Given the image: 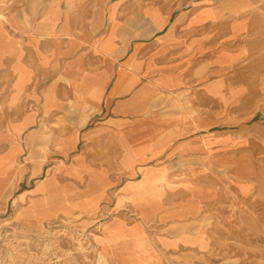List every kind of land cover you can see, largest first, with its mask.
<instances>
[{
	"label": "crops",
	"instance_id": "crops-1",
	"mask_svg": "<svg viewBox=\"0 0 264 264\" xmlns=\"http://www.w3.org/2000/svg\"><path fill=\"white\" fill-rule=\"evenodd\" d=\"M54 6L39 22L53 30L25 46L32 67L22 61V40L0 35V76L13 92L6 107L29 106L0 118V157L13 140L15 166L27 136L32 155L54 161L18 182L11 196L28 208L16 207L15 217L38 225L71 210L96 212L109 240L98 244L101 254L114 264H158L157 257L196 264L173 257L198 251L196 223L229 202L222 183L203 172L218 128L230 122V108L242 106V80L212 76L209 64L188 65L174 34L190 22L174 19V9L136 14L128 0H110L98 20L88 9L73 18Z\"/></svg>",
	"mask_w": 264,
	"mask_h": 264
},
{
	"label": "rangeland",
	"instance_id": "rangeland-1",
	"mask_svg": "<svg viewBox=\"0 0 264 264\" xmlns=\"http://www.w3.org/2000/svg\"><path fill=\"white\" fill-rule=\"evenodd\" d=\"M109 1L0 0V35L22 40V61L32 67L34 53L25 46H30L34 35H47L53 30L46 22L39 24L46 18L51 3L55 4L56 13L69 10L71 17L78 18L83 9H88L91 17L104 20L105 10L101 7ZM95 3L99 6L91 7ZM128 3L135 4L136 14L138 9L148 7L160 12L176 10L173 18L190 24L176 27L175 51L182 49L190 67L212 65V76L240 79L245 88L242 106L230 108V122L218 128L220 136L210 150V165L203 172L222 183L229 202L221 211L196 223L199 250L191 256L186 255L190 252L177 251L173 258L182 255L183 263H191L193 258L196 264H264V0ZM81 29L99 31L105 27ZM39 40L44 41L36 43L41 49L46 46V39ZM12 93L0 76V118L10 119L29 108L25 101L21 107H6ZM20 93L21 98L28 94ZM26 139L27 136L22 138L25 151L15 166L14 156L19 150L13 140L0 157V177L8 181L0 193V204L9 198L7 210L0 209V264H114L101 254L98 244L109 240L98 231L106 220L96 217V212L71 210L38 225L26 222L24 214L15 217L16 207L21 212L28 208L27 200L16 205L14 195L11 196L16 194L18 182L24 175L40 176L41 168L46 171L54 162L49 158L45 162V155H32L31 142ZM3 149L0 145V152ZM157 258L156 263L168 264ZM139 262L126 260L121 264Z\"/></svg>",
	"mask_w": 264,
	"mask_h": 264
}]
</instances>
